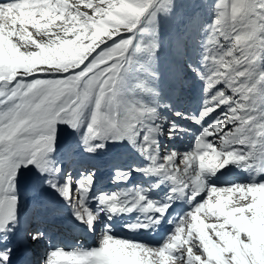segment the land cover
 <instances>
[{"label":"snow or ice","instance_id":"1","mask_svg":"<svg viewBox=\"0 0 264 264\" xmlns=\"http://www.w3.org/2000/svg\"><path fill=\"white\" fill-rule=\"evenodd\" d=\"M174 3L76 0L72 7L85 23L108 17L106 23L114 31L101 45L107 60L95 76H89L83 91L40 89L37 77L54 75L50 73L10 76L0 72L5 76L0 81V264H12L14 236L21 241L46 236L34 226L37 211L45 205L36 201L30 211L21 206L19 184L29 167L39 173L31 190L38 192L45 185L55 191L97 241L92 248L69 250L51 247L49 241L41 264H217L210 250L223 248V233L235 231L217 202H223L226 209H247L253 203L249 188L264 185L256 175L248 183H209L211 176L229 164L250 173L255 165V173L264 174V0H203L212 14L211 23H201L200 13L194 11L183 31L171 37L176 55L183 57L189 37L202 34L196 41L202 49L200 59H190L187 67L203 81L204 98L198 114L174 113L200 126L193 147L184 152L168 148L161 154L159 136L164 134L167 118L158 109L171 105L160 102L157 87L158 13H171ZM35 8V0H0V29L21 51L26 46L20 36L21 20ZM27 31L35 38L31 25ZM173 74L183 82L181 67H174ZM167 123L170 138L188 131L175 121ZM58 124L71 128L77 146L89 154L109 143L127 141L145 162L121 166L120 160H114L113 180L126 182L139 173L154 177V182L148 187L94 194V169L73 175L53 158ZM68 155L72 158L71 148ZM165 182L169 190L161 199H153L151 190ZM90 199L97 201L95 208L89 205ZM181 199H187L190 210L169 221L174 228L159 245L120 235L114 227L115 217L127 214L135 216L123 225L128 231L153 229ZM240 241L251 242L247 234ZM222 255L226 264H233L231 252ZM246 258L248 264H255L253 257Z\"/></svg>","mask_w":264,"mask_h":264},{"label":"rangeland","instance_id":"2","mask_svg":"<svg viewBox=\"0 0 264 264\" xmlns=\"http://www.w3.org/2000/svg\"><path fill=\"white\" fill-rule=\"evenodd\" d=\"M35 2L36 8L29 13H26L21 20L22 31L20 36L21 41L26 45L23 51L13 43L9 35H5L3 30L0 29V72H6L10 76H15L16 74L30 76L32 73H50L54 75L37 77L39 81L38 87L40 89H60L67 93L72 87H75L77 90L83 91L85 82L89 76H95L97 71L101 70V64H103L108 58L107 55L104 54L106 53V50L102 49L101 45H103L106 40H109L114 34L113 29L108 23H106L109 18L104 17L96 22L85 23L82 17L76 15L75 9L72 7V5L76 3V0H35ZM174 7L169 14L158 13L160 35L163 32H166L169 26L170 28L172 27L171 24L173 19L181 17L180 9L186 10L187 12L197 9L200 13V17H202L201 23H211L212 21V14L204 5L203 0H175ZM184 24L185 22L183 20L178 27L179 32L183 31ZM28 25H31L35 30V38H33L32 32L27 31ZM201 35L202 34L198 32L193 33L192 38L189 37V40L186 43L184 55L181 58L184 60L187 56L188 60L187 62L184 60L185 62L179 63V65L185 67V70L188 69L187 64L190 59L192 61L195 59L196 62L200 59V52L202 49L196 41L201 38ZM27 45H34V47H28ZM157 54L160 55V52L158 51ZM171 57H173L174 62L179 59L176 56L171 55ZM87 58L88 60H86ZM140 58L142 59V57ZM89 65H91V67H89ZM176 66L178 65H175V67ZM188 70L190 71V69ZM159 73V80L162 79L166 86V91L160 92L159 100L161 103H167L165 95L172 97L179 88V85L173 84V79L168 74H165L164 72L161 74L160 71ZM192 76L194 78L187 83V87L192 92L193 97L198 99L199 95L202 94L203 96V93L199 90H195V81L197 80L198 84L203 83V81L199 80L194 73ZM4 79L5 76L0 75V81H3ZM9 82L11 83V81ZM200 89H203V84L200 86ZM16 103H19V100H17ZM167 109L170 108L161 107L158 111L161 116L165 117L163 113L164 111L166 112ZM170 112L171 115L173 114L176 116L174 114L176 111ZM167 121L171 120L167 118ZM167 121L163 125L164 134L159 136L160 145H162V143L164 144L161 148L165 150L173 148L180 152L190 150L185 147V142L193 146L194 135L183 131L177 132L176 135L170 138L167 134ZM175 122L181 125L178 119L175 120ZM86 123L87 121H85V126ZM184 125L195 126L197 124L188 120ZM182 128L185 129L183 125ZM57 129V148L53 155L54 159L56 158L57 150L59 151L58 155H61V150H67V142L73 137L77 139L76 134L72 132L73 130L67 125L58 124ZM83 129L84 126L81 129V133L83 132ZM125 146H128L127 141L109 143L105 149L98 150L94 154L85 153L83 149L80 151V156L78 158L81 162L87 164V170H95L96 178L94 182V194L116 191L119 189V186L123 188L126 182L114 181V173H111L106 169L107 165L105 163H108L109 161L113 163V159H121ZM240 147L247 150V146ZM129 148H131V151L134 153L128 152L131 155H127L123 159L122 166L132 163L143 165L145 162L144 158L131 146ZM164 151L161 152V154H163ZM228 166H226V168ZM70 167L71 164L69 161L62 170L70 171ZM251 167L252 170L255 169V165H252ZM226 168L219 170L215 175L211 176L209 183L215 186H222L237 182L248 183L250 181L249 176H251L252 173H250L248 169L233 165L235 171L227 172ZM24 171H26V175L30 172L29 176L34 172V175L31 177L39 179V173L36 172L35 168H25L23 172ZM223 173H233L232 175L236 178H234L232 183H218L217 181L221 178ZM73 175H77V173ZM263 176L264 174H256L257 182H264ZM137 177L143 179L144 182L138 181L137 184L133 183V185L130 186L148 187V185L155 180L154 177H146L139 173H133L129 179H135ZM105 179L108 180L105 181ZM168 190L169 183L165 182L161 184L159 188L151 190L152 198L159 200ZM249 193L253 198V203L250 204L247 209H241L238 207L226 209L223 202H217L216 207L221 210V215L226 220L227 224L235 230L234 232L225 231L223 233V248H217L214 246L210 250L209 255L214 257L217 264H226L222 255L224 251L232 253L233 264H248V259L246 257L249 255L253 257L255 264H264V185L250 187ZM184 200L187 201V199ZM89 205L95 208L97 201L95 199H90ZM173 206L174 204L167 214L173 213ZM201 223H203V221H201ZM242 234H247L251 242L242 244L240 241V236ZM123 236L132 238L134 235L124 231Z\"/></svg>","mask_w":264,"mask_h":264},{"label":"bare ground","instance_id":"3","mask_svg":"<svg viewBox=\"0 0 264 264\" xmlns=\"http://www.w3.org/2000/svg\"><path fill=\"white\" fill-rule=\"evenodd\" d=\"M175 8V7H174ZM181 10V9H180ZM179 11V10H178ZM49 24V23H48ZM2 40H3V38H2ZM51 41H53V40H51ZM53 43V42H52ZM56 43V42H55ZM50 46H51V44H50ZM4 49V48H3ZM10 49V48H9ZM7 51V50H6ZM54 53V52H53ZM56 53V52H55ZM48 82V81H47ZM50 84V83H49ZM39 86V85H38ZM43 88V87H42ZM47 89V88H46ZM67 130V129H66ZM73 132V131H72ZM65 134V133H64ZM96 155V154H95ZM97 157V156H96Z\"/></svg>","mask_w":264,"mask_h":264}]
</instances>
